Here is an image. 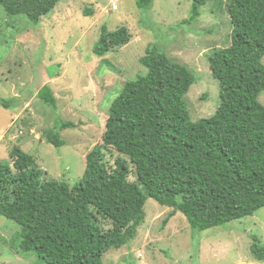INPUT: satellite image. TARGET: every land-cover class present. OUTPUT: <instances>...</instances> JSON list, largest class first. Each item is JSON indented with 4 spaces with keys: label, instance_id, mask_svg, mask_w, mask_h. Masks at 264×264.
<instances>
[{
    "label": "trees",
    "instance_id": "16d2710c",
    "mask_svg": "<svg viewBox=\"0 0 264 264\" xmlns=\"http://www.w3.org/2000/svg\"><path fill=\"white\" fill-rule=\"evenodd\" d=\"M142 13L152 0H135ZM208 0H192L189 24ZM58 0H0L7 16H23L38 26ZM232 31L230 44L214 50L208 69L219 84L213 115L190 121L183 97L195 77L152 44L139 59L145 74L125 82L108 109L101 144L85 156L79 182L45 180L35 159L19 147L0 163V217L19 227L17 252L34 264H103L137 236L147 199L177 212L194 232L224 226L264 208V0H225ZM92 15L85 9L84 16ZM125 27H100L92 53L103 58L127 45ZM205 98V97H204ZM52 111L56 99L49 86L37 93ZM14 99H0L3 109ZM78 126L57 122L43 133L55 148L59 133ZM123 157L106 161L105 152ZM132 166L135 180L130 181ZM108 223L104 229L102 223ZM254 241L251 249L259 251Z\"/></svg>",
    "mask_w": 264,
    "mask_h": 264
},
{
    "label": "rangeland",
    "instance_id": "374dc122",
    "mask_svg": "<svg viewBox=\"0 0 264 264\" xmlns=\"http://www.w3.org/2000/svg\"><path fill=\"white\" fill-rule=\"evenodd\" d=\"M152 1L151 10L142 13L135 0H58L38 26L23 16H7L0 7V99L15 100L14 108L0 107V163L11 164L9 153L19 147L35 159L45 180L77 184L85 156L102 142L109 106L125 82L145 74L139 59L152 44L195 77L183 97L190 121L214 114L219 84L207 58L230 44L225 0H208L189 24L182 21L189 17L192 0ZM85 9L92 15L84 16ZM102 25L108 31L127 28L131 40L97 58L92 47ZM44 85L56 99L55 111L37 99ZM258 100L264 106L263 94ZM61 121L78 127L60 131L64 144L55 148L43 133ZM105 157L112 165L123 156L106 151ZM144 212L136 238L105 253L103 264H264V208L202 232L192 231L179 212L164 224L172 209L153 199H147ZM18 232L17 225L0 217V264H34V256L17 252ZM253 237L257 254L251 249Z\"/></svg>",
    "mask_w": 264,
    "mask_h": 264
},
{
    "label": "built area",
    "instance_id": "2783aa9c",
    "mask_svg": "<svg viewBox=\"0 0 264 264\" xmlns=\"http://www.w3.org/2000/svg\"><path fill=\"white\" fill-rule=\"evenodd\" d=\"M112 9H116V7L114 6Z\"/></svg>",
    "mask_w": 264,
    "mask_h": 264
}]
</instances>
